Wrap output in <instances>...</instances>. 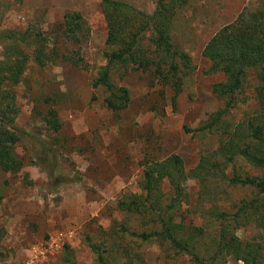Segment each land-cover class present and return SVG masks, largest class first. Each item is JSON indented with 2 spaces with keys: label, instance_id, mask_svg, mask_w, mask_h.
<instances>
[{
  "label": "rangeland",
  "instance_id": "374dc122",
  "mask_svg": "<svg viewBox=\"0 0 264 264\" xmlns=\"http://www.w3.org/2000/svg\"><path fill=\"white\" fill-rule=\"evenodd\" d=\"M119 1L149 15L157 0ZM257 6L258 0H187L176 8L169 41L192 65L185 67L174 57L177 79L166 71L167 63L159 68L150 64L160 53L150 42L154 35L150 27L143 30L136 44L150 65L142 69L136 62L115 60L108 65V81L128 92L125 106L117 110L105 105L108 92L104 85L91 84L106 63L104 53L116 49L115 44L106 42L100 0H0V61L4 68L12 58L5 50L11 41L3 37L8 31H38L48 40L47 50L55 48L58 54L39 65L32 48L19 43L26 60L17 81L5 84L15 92L17 114L12 127L17 141L12 154L21 166L0 170V264H95L93 244L112 245L105 254L111 264L128 259L124 249H129L133 264H194L190 256L176 252L169 244L147 243L129 235L127 231L147 228L140 217L149 212L128 215L116 205L130 194L143 199L139 181L152 162L162 163L177 155L187 171L196 165L200 154L217 144V133L193 131L224 108L225 102L211 90L222 74L204 73L209 62L201 50L243 9ZM65 11L80 13L88 28L84 39L73 41L63 36ZM248 79L249 84L237 94L238 101L223 114V120L235 123L244 112L257 110L252 90L256 81L251 71ZM175 83L179 84L176 94ZM50 109L59 122L56 130L44 121ZM236 163L241 173H264L240 157ZM229 169L223 170L225 175ZM183 183L186 201H181L178 211L184 225L205 224L204 234L212 236L216 228L209 227L210 215L201 210L209 203L203 202L197 212H185V208L198 207V180L189 178ZM211 183L210 190L220 193L219 205L227 210L251 194L249 189L229 186L216 176ZM159 189L164 210L170 196L166 179ZM172 213L175 220V206ZM121 226L127 231H121ZM235 233L248 239L255 230L237 228ZM223 264L242 263L226 257Z\"/></svg>",
  "mask_w": 264,
  "mask_h": 264
},
{
  "label": "trees",
  "instance_id": "16d2710c",
  "mask_svg": "<svg viewBox=\"0 0 264 264\" xmlns=\"http://www.w3.org/2000/svg\"><path fill=\"white\" fill-rule=\"evenodd\" d=\"M107 27L106 42L115 44L116 49L105 52L106 63L101 66L97 76L92 79L93 86L100 84L108 92L104 103L111 109H122L127 100L126 88L114 86L108 81V65L112 61L136 62L142 69L154 64L159 68L167 63V72L175 74L179 61L185 67H191L190 60L184 52L175 50L169 41V28L176 8L183 6L187 0H157L151 14L147 15L119 0H100ZM63 36L73 41H80L87 35L88 28L78 11H65L62 15ZM150 27L153 36L150 38L154 51L160 53L156 62L149 64L144 50L136 44L137 36ZM3 37L11 41L7 45V55L12 57L4 68L0 61V170H18L21 161L12 154L17 136L13 132V119L17 114L15 92L5 84H14L26 60V53L20 49L23 43L33 50V59L43 65L49 58L58 56L56 49L47 50L48 40L38 31L24 33L8 31ZM201 55L209 62L204 73H220L222 79L212 84L211 90L217 97L224 99V108L209 116V120L193 129L198 132L209 130L217 133V144L211 150L200 154L196 165L187 171L183 168L181 158L172 155L162 163L152 162L144 168L139 187L141 195L130 194L117 201L116 207L123 212L146 213L141 216L142 225L147 228L141 231H127L143 242L169 244L178 253L190 256L194 264H223L226 257L240 261L242 264H264V173L249 175L238 170L236 158H242L247 164L264 171V0H258V6L252 10L243 9L236 18L216 31L206 42ZM68 60H73L68 57ZM149 64V65H148ZM248 71H251L256 84L252 85L253 96L257 101V110L244 112L240 121L223 120V114L238 101L237 94L248 85ZM158 73V70H156ZM161 74V73H158ZM165 80V77H163ZM174 94L179 91L175 83ZM44 121L53 130L58 129L59 122L55 111L50 109ZM186 130H189L185 127ZM230 168L225 175L223 170ZM219 174L218 176L215 175ZM226 181L229 186H242L251 191L248 198L241 199L227 210L219 205V192L210 190L212 178ZM189 178L198 180L200 189L197 192V205L185 212H197L202 203L210 205L203 212L210 215L215 226L212 236H206L204 225H184L182 213L178 211L181 201H186L184 181ZM208 178L209 181H208ZM166 179L170 186V196L161 210L162 193L159 184ZM208 181V182H206ZM209 198L207 195H209ZM175 206V220L172 209ZM201 216L204 214H200ZM251 227L255 230L252 237L246 239L236 235L235 229ZM206 246V247H205ZM112 245L93 244L95 264H111L106 253ZM123 249V248H122ZM209 249L210 254H208ZM128 259L120 264H133L129 249H124Z\"/></svg>",
  "mask_w": 264,
  "mask_h": 264
}]
</instances>
